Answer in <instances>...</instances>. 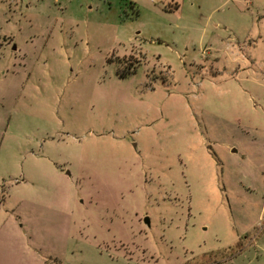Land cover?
Returning a JSON list of instances; mask_svg holds the SVG:
<instances>
[{
  "label": "rangeland",
  "instance_id": "rangeland-1",
  "mask_svg": "<svg viewBox=\"0 0 264 264\" xmlns=\"http://www.w3.org/2000/svg\"><path fill=\"white\" fill-rule=\"evenodd\" d=\"M0 264H264V0H0Z\"/></svg>",
  "mask_w": 264,
  "mask_h": 264
},
{
  "label": "water",
  "instance_id": "water-1",
  "mask_svg": "<svg viewBox=\"0 0 264 264\" xmlns=\"http://www.w3.org/2000/svg\"><path fill=\"white\" fill-rule=\"evenodd\" d=\"M145 222H146V223H149V219L147 218V219L145 220Z\"/></svg>",
  "mask_w": 264,
  "mask_h": 264
}]
</instances>
